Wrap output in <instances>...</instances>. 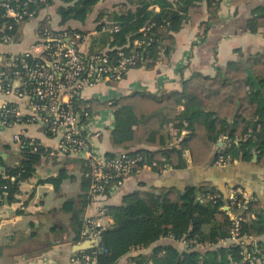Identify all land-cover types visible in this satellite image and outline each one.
I'll return each instance as SVG.
<instances>
[{
  "label": "trees",
  "instance_id": "1",
  "mask_svg": "<svg viewBox=\"0 0 264 264\" xmlns=\"http://www.w3.org/2000/svg\"><path fill=\"white\" fill-rule=\"evenodd\" d=\"M105 0H0V43L3 37L9 43H19L24 37V27L32 19H39L36 33L38 36L52 27L48 23L51 16L42 13L54 8L60 18V30L52 29L56 35L67 34L76 43L74 34L89 35L87 30L73 27L72 22L85 24L96 6ZM203 0H128L135 8L123 6L116 10H101L96 18L98 35L91 37L90 54L105 55L110 63L117 64L135 49L140 59L136 67H154L159 52L170 55L175 41L174 34L187 24H196L203 18ZM211 16L208 22L218 20L217 10L220 0H207ZM234 3L248 0H232ZM23 12H34L31 17L23 15L17 20L8 16V8ZM69 25V26H68ZM118 27L117 31L101 32L104 27ZM264 27V6L253 11L249 20L251 32ZM208 29V26L205 28ZM136 41L142 42L134 47ZM9 55L3 56L0 72L4 71L14 80L22 82V88L33 87L29 81L26 66H34L40 59L32 54H19L14 62ZM87 64V61H85ZM251 69L261 89L247 77ZM117 80H110L114 84ZM73 106L81 115L82 122L88 123L93 112L110 109L115 116V127L111 130V144L122 150L108 152L104 156L116 159L119 154H127L138 159L134 166L137 172L150 166L157 172L167 169L183 170L188 163L183 156L187 149L192 154V166H202L208 162L216 166L220 156L229 162L235 159L252 161L254 151H260L257 162L264 157V52L250 55L243 62H230L214 77L195 73L184 81L181 91H173L158 98L147 93H134L113 100L73 98ZM184 110L178 113V106ZM12 106V104H10ZM240 106V114L231 118ZM2 108H0V113ZM12 123L15 119L10 120ZM17 123V122H16ZM172 123L180 131H187L180 148L170 145L166 126ZM260 125V130L257 126ZM248 140L236 143V137L248 134ZM223 138V147L217 143ZM21 158L15 164H2L5 173H0V206L18 201L22 183L36 174L37 165L43 157L55 155L38 141L22 136ZM144 147H140V146ZM155 149H151V148ZM218 148V149H217ZM212 158V160H211ZM261 159V160H260ZM85 167L81 181V194L76 199L67 200L63 209L70 214V231L75 235V243L82 242L86 220L85 212L93 201L92 167L82 158ZM72 177L67 167L58 176L48 178L57 190L63 181ZM119 178L113 179L104 192L117 185ZM238 187L234 188L237 189ZM219 195L216 198H209ZM229 199L211 182L188 186L183 190L172 188L151 192L134 191L124 195L122 204L106 209L113 224L101 232L102 241L98 246L76 253L94 256L97 264H117L119 260L134 249L148 248L162 238L186 241L185 250L168 244L157 247L156 253L165 256L155 259L154 264H257L247 257L246 250L239 244L223 245L231 236L233 221L227 210ZM233 212L243 218L240 235H246L247 251L255 259H264V209L259 200L250 201L247 208L232 207ZM254 214V216H253ZM257 238V239H254ZM204 246V249L198 248ZM132 264H146L144 256L133 258Z\"/></svg>",
  "mask_w": 264,
  "mask_h": 264
},
{
  "label": "crops",
  "instance_id": "2",
  "mask_svg": "<svg viewBox=\"0 0 264 264\" xmlns=\"http://www.w3.org/2000/svg\"><path fill=\"white\" fill-rule=\"evenodd\" d=\"M206 1L203 0L200 4L203 18L196 24H185L176 32L173 51L166 55L161 50L153 68L134 67L121 80L113 82L114 84L109 80H102L86 89L81 96L86 99L113 100L134 93H147L160 98L173 91H181L184 81L195 73L214 77L230 62H243L252 54L264 52V27H260L256 33L249 29L253 11L259 6H264V0H248L239 4L232 0H220L216 13L218 20L210 23L208 20L211 13ZM121 6L123 10L135 8L128 0H105L91 12L85 24H69L89 32V39L80 46L83 55L90 53L91 37L98 35L95 29L98 13L101 10H118ZM44 15L51 16L52 29L64 28L60 25V18L54 8L45 10L41 17ZM38 21L39 19H32L25 25L21 42L0 43V64L4 55L16 57L31 52L36 56L34 46L38 43ZM207 26L208 29H205ZM6 104L15 105L21 112V119L12 126L0 122V173H5L2 164H15L21 158L22 144L15 140L17 134L38 141L56 153L43 157L37 165L35 176L22 183L17 202L0 206V264H71L73 256L79 252L76 246L80 243L74 241L75 235L70 231L71 216L64 211L63 205L67 200L76 199L81 194L85 169L81 162L82 157L59 154L57 150L62 132L52 135L39 121H34V110L27 99L0 93V108ZM183 110L184 106L179 105L178 113ZM239 114L240 106L228 121L232 122ZM114 121L115 116L110 109H98L93 112L86 128L90 147L94 152L105 155L122 150L111 144ZM257 130H260V125ZM166 131L170 136L169 144L179 148L182 138L188 133L185 130L180 131L172 123L166 126ZM252 132L253 129L250 128L245 136L238 135L236 143L248 140ZM223 145L222 138L217 147ZM255 153L256 159L254 156L252 161L235 159L224 167L214 166L211 162L195 167L191 162L192 154L187 149L183 152L188 163L186 169H167L159 173L152 167L145 166L128 176L121 186L112 187L105 196L93 200L86 209L85 218L98 215L103 209L105 213L100 216V221L106 228L113 224L106 209L112 205H121L124 195L128 193L166 191L172 188L183 190L190 185L200 188L208 182L219 188L227 197L234 188L243 189L253 198L252 201L259 200L264 209V157L257 162L260 151H254ZM63 167L68 168L72 177L64 180L57 190L54 184L47 180L58 176ZM260 239L264 240V236ZM168 244L175 245L180 251L187 247L186 241H174L166 237L148 248L132 250L117 264H132L133 258L140 256H144L146 264H154L155 259L165 256L164 252L156 253L155 249ZM222 244L228 245L227 240ZM260 261L264 264V259Z\"/></svg>",
  "mask_w": 264,
  "mask_h": 264
},
{
  "label": "built area",
  "instance_id": "3",
  "mask_svg": "<svg viewBox=\"0 0 264 264\" xmlns=\"http://www.w3.org/2000/svg\"><path fill=\"white\" fill-rule=\"evenodd\" d=\"M8 8V16L17 20L23 15L33 16L34 12L27 10L22 13ZM50 18L48 23H50ZM118 27H104L101 32L117 31ZM90 35L82 36L74 34L81 43H76L67 34L56 35L48 28L43 35L38 36V43L34 46L37 52L35 57L40 60L34 66H26L29 81L33 87L30 90L22 88L20 80L12 79L7 72H0V93L10 96L14 95L20 99H27L33 107L32 119L39 121L44 128L52 135H58L62 132L58 152L62 155L75 156L78 155L88 161L92 167V196L96 200L100 196H104V192L108 189L113 179L119 178L117 185L121 186L124 180L133 174L134 166L138 161L137 158L122 152L116 159H109L104 154L94 152L89 143V134L87 131V123L82 122L81 115L76 112L73 106V98L80 96L83 92L93 87L94 84L102 80H121L127 72L136 67L139 62L140 55L135 49L128 56L120 52L121 57L117 64L110 63L105 55H83L80 46H82ZM3 44L10 41L7 37L2 38ZM142 42L136 41L134 47H139ZM31 54V52H27ZM17 57V56H16ZM16 57H10V62H14ZM3 58V57H2ZM1 58V59H2ZM4 59V58H3ZM87 61V64L85 63ZM15 119L19 122L21 112L15 106L6 104L2 107L0 113V122L6 126H12L10 120ZM15 140L22 144V134H17ZM224 156H220L216 162V166H227L230 164ZM214 195L211 198H216ZM228 205L224 207L233 221L231 236L227 238L228 245L239 244L244 247L248 258H252V262L261 264L260 259L252 257L247 251L249 239L246 235H240L241 222L243 218L233 212V206L236 208H247L253 198L243 189L237 188L231 190L228 195ZM105 210H100L98 215L87 217L85 229L83 231V240L80 244L91 241L92 247H96L100 243L101 232L105 228L100 221V216L104 215ZM71 264H97L94 256L90 254L74 255Z\"/></svg>",
  "mask_w": 264,
  "mask_h": 264
},
{
  "label": "water",
  "instance_id": "4",
  "mask_svg": "<svg viewBox=\"0 0 264 264\" xmlns=\"http://www.w3.org/2000/svg\"><path fill=\"white\" fill-rule=\"evenodd\" d=\"M247 77L252 80V82L254 83L256 89H261L260 84H259L257 78L254 76V74H253L251 69L248 70ZM254 156H255V159H256L257 154L255 153ZM101 241H102V238H100V242ZM91 247H92V242L91 241H86V242H84V243H82L80 245H77L76 249L79 250V251H83V250L89 249Z\"/></svg>",
  "mask_w": 264,
  "mask_h": 264
}]
</instances>
